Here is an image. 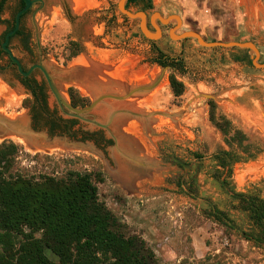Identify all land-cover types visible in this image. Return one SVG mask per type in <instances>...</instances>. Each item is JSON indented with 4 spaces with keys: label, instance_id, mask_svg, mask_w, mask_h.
<instances>
[{
    "label": "rangeland",
    "instance_id": "1",
    "mask_svg": "<svg viewBox=\"0 0 264 264\" xmlns=\"http://www.w3.org/2000/svg\"><path fill=\"white\" fill-rule=\"evenodd\" d=\"M35 1L24 24L37 45V64H45L65 102L70 104L72 89L92 104L105 93L123 96L140 85L156 83L148 93L134 94L124 102L106 101L90 115L101 123L116 110L161 115L145 121L118 116L111 126L118 145L113 140L112 146L101 145L102 156L61 147L48 153L30 152L6 139L0 145L12 142L20 147L16 168L48 174L69 169L101 172L104 181L96 183L100 201L131 234L147 243L159 264H264V238L254 236L251 213L230 192L232 188L264 201V70L253 66L249 51L206 49L193 39L169 37L175 29L174 35L195 32L207 42H251L264 63V0H151L150 10L143 2L128 5V10L147 16L159 13L181 19L179 27L175 21L163 26L159 39L145 38L139 23L119 12L120 0ZM18 4L19 0H9L2 18L10 20ZM73 43L81 52L70 58ZM158 51L182 60L185 73L152 65ZM13 52L23 56L18 49ZM82 58L89 66L103 69L104 75L97 79L83 72L79 76L72 68ZM171 76L185 87L180 98L172 93ZM37 77L45 80L41 72ZM47 93L50 112L73 120ZM211 102L218 120L226 117L248 138L242 146L232 143V151L245 162L233 165L230 188L216 178L223 171L216 157L231 150L210 122ZM28 106L25 92L11 89L0 77V116L26 115ZM73 130L78 131V139L80 131H102L81 121ZM104 137L111 140L105 132ZM46 255L56 260L49 251Z\"/></svg>",
    "mask_w": 264,
    "mask_h": 264
},
{
    "label": "trees",
    "instance_id": "2",
    "mask_svg": "<svg viewBox=\"0 0 264 264\" xmlns=\"http://www.w3.org/2000/svg\"><path fill=\"white\" fill-rule=\"evenodd\" d=\"M8 1H1L0 12ZM135 2L145 3L146 10L152 9L151 0H128L127 9ZM24 7L21 0L15 13ZM72 49L70 58L81 52L77 43H73ZM150 63L185 73L182 60L162 51H158ZM169 82L174 97H182L185 91L183 83L175 76H171ZM38 89V97L43 102L33 114L35 130H45L52 137L63 136L69 127L73 129L79 124L77 120L65 121L51 113L44 84H38ZM69 93L72 107L88 105V99L80 97L75 90ZM211 104L210 122L221 132L231 150L216 157L218 166L223 169L217 172L216 178L224 187L230 188L233 165L245 162L232 151V143L242 146L248 138L226 117L220 116L218 120L216 106ZM103 137L99 131L80 142L94 141L101 146ZM74 141L79 140L74 138ZM105 144L112 146L113 141ZM20 151V147L12 142L0 145V264H159L147 243L131 234L100 201L96 183L104 181L101 172L69 169L61 174H48L20 170L16 168ZM249 158L254 159L255 156L249 155ZM230 192L233 199L245 203L246 210L251 213L254 236L264 238V201L236 193L232 188ZM47 251L56 260L50 259Z\"/></svg>",
    "mask_w": 264,
    "mask_h": 264
},
{
    "label": "water",
    "instance_id": "3",
    "mask_svg": "<svg viewBox=\"0 0 264 264\" xmlns=\"http://www.w3.org/2000/svg\"><path fill=\"white\" fill-rule=\"evenodd\" d=\"M23 1L25 4V7L16 15L15 30L11 32L10 34H8L6 43L4 44L5 50H7L6 45L9 41V38L13 36L20 27L21 17L25 15L36 3L35 0H23ZM127 3H128V0L119 1V4H118L119 12L124 17L132 21H137L139 23V28H140L141 33L147 39H159L162 37V30H161L160 25L157 22H159L162 26H168L172 21L176 22L177 27L181 25V19L178 16L163 17L159 13H154L153 15L150 16V18H148L147 14L144 12H132L128 10L126 8ZM149 24L154 31H151L149 29ZM173 33H175V29H172L169 32L170 39H174ZM176 39H179V40L193 39L201 47L206 48V49H220L221 48V49H239V50L249 51L252 55L253 66L264 70V63H260L261 54L257 46L251 42H244V43L207 42L198 33H195V32H185L180 35H176ZM10 57L12 61L18 65L20 73L24 75L25 77H28L29 75H31L35 70H39L43 74L45 81L47 82V85L49 87V90L51 94L53 95V97L55 98L62 113H64L67 117L71 119L84 122L93 128H97L99 130L104 131L109 136V138H111V140L115 142L116 145H118V140L116 139L114 133L112 132L111 126L113 124V121L118 116L128 114V115H132L139 121H143V120L145 121L151 117H154L155 115H161V114L144 115L143 113H135L133 111H128V110H116V111H112L109 114L106 122L101 123L97 121L94 116L92 117L90 115L91 112L96 110L100 104L106 101L124 102L134 94H141L144 92L148 93L149 91H151V89H153L156 83L150 86L136 87L132 91L126 92V94L123 96H118V95H114L111 93H105L95 98L89 107L85 109H77V108L72 107L70 104H68L67 102L63 100V98L61 97V95L59 94L57 90L53 76L49 73L48 69L43 63L32 66L28 73H24L21 69L19 62L11 54H10ZM163 70H166V69H163ZM202 97L210 99V100H216V97L211 96V95H202ZM90 116L93 119H89ZM20 119L25 120L27 122L25 127L24 126L21 127L22 121ZM20 119L18 120L16 118L15 120L12 121V120H9L8 118H4L0 116V123L4 125L6 129H8L10 133L9 135H12L13 137L20 138L26 141L29 144V146L32 147L34 152L48 153L52 150H55L61 147L65 150L90 152V153H94L96 155L102 156L94 143L74 141L66 135L52 137L47 131L35 130L32 125V120H31V117L29 116V113H27L26 115H22ZM27 127L29 128V133H25V130H23V128H27ZM175 162L184 168H190V166L184 164L182 161L178 159H175ZM113 176L117 177L118 173L117 175L113 174Z\"/></svg>",
    "mask_w": 264,
    "mask_h": 264
},
{
    "label": "flooded vegetation",
    "instance_id": "4",
    "mask_svg": "<svg viewBox=\"0 0 264 264\" xmlns=\"http://www.w3.org/2000/svg\"><path fill=\"white\" fill-rule=\"evenodd\" d=\"M1 1L2 0H0V3ZM20 5H21V0H19L18 7L16 9L20 8ZM31 9L25 15L21 17L20 27L18 31L9 38V41L6 45V49L8 51L5 50L4 44L6 43L8 34H10L11 32L15 30V18H16L17 13H14L10 20L8 19L6 20L2 18L4 8L2 9V12H0V27H2V31L0 32V77L8 83L11 89L17 88L25 92L29 100V106H28L29 116L31 117L32 125L35 128V124L33 122V114H34V111H36V109H38L39 106H42V102H43L42 99L38 97V94H39L38 84H44L46 88L45 95H46L47 103H48V96H49L47 93V90H49V87L47 85V82L44 79H42V82L38 80L37 76H38V73L40 72L39 70H35L31 75H29L28 77H25L24 75L20 73L18 65L14 63L10 57V54H11L19 62L21 69L24 73H28L30 68L34 65H37L38 63L35 60V54H36L35 49L37 48V45L36 43H34L32 32L28 30L26 25L24 24V19L30 13ZM148 16H149L148 18H150V15ZM157 23L160 25L162 29L165 28L159 22ZM149 28H151L150 24H149ZM14 42H17L16 46H13ZM15 49L20 50L23 56L22 57L16 56L13 52ZM90 104L86 105L85 107H82V109L86 108ZM70 105H71V100H70ZM89 119H92V118L89 117ZM101 132L103 133V136H104V132L103 131ZM63 133H64L63 135L68 136L72 140H74L75 138L76 140H79V141H82L83 138H90L92 134H94V133L91 134V133H85V132L80 131L79 134H81V138L78 139L77 138L78 131H74L70 127L66 130V132H63ZM103 141H104L103 145H106L105 143L111 140L103 137ZM88 142H92L95 144L94 141H88ZM95 146L99 149L101 148V146H97L96 144Z\"/></svg>",
    "mask_w": 264,
    "mask_h": 264
},
{
    "label": "bare ground",
    "instance_id": "5",
    "mask_svg": "<svg viewBox=\"0 0 264 264\" xmlns=\"http://www.w3.org/2000/svg\"><path fill=\"white\" fill-rule=\"evenodd\" d=\"M173 38L174 39H176V36L174 35V33H173ZM45 65V64H44ZM74 66L75 67H73L72 68V70L74 71V72H76L79 76H82V74H83V72L86 74V75H89V76H94L95 78L97 77V79L98 78H101L104 74H103V72H102V70L103 69H100V67L99 66H89L88 64H87V61L85 60V59H79L78 60V62H76V64H74ZM47 68V67H46ZM106 69V68H105ZM84 74V75H85ZM74 75V74H73ZM108 75V74H107ZM75 76H77V75H75ZM113 76V75H112ZM117 77L118 78H120V79H122L123 78V76L122 75H117ZM94 78V79H95ZM123 80V79H122ZM95 84H98V82H97V80L94 82ZM95 84H94V86H95ZM120 84V83H119ZM85 85V84H84ZM121 85V84H120ZM138 85V84H137ZM93 86V87H94ZM98 86H100L99 84L96 86V88L97 89H100V87H98ZM139 86V85H138ZM141 86V85H140ZM85 87L87 88V84L85 85ZM104 87V86H103ZM105 87H106V85H105ZM108 88V87H107ZM89 89V86H88V88H87V90ZM101 89H102V87H101ZM84 91V90H83ZM89 91V90H88ZM87 91V92H88ZM90 92V91H89ZM130 92V91H129ZM93 96H94V94H93ZM139 97V96H138ZM94 98V97H93ZM133 100V99H132ZM134 102V101H133ZM137 102V101H136ZM140 102V101H139ZM126 103V102H125ZM132 104V103H131ZM130 104V105H131ZM105 106H107V105H105ZM136 106V105H135ZM139 106V105H138ZM133 107V106H132ZM142 107V106H141ZM108 109H109V107H107ZM136 108H138V107H136ZM138 109H140V108H138ZM110 110V109H109ZM106 112V111H105ZM108 113V112H107ZM20 117L21 116H13V117H11L9 120H15L16 118L19 120L20 119ZM9 118V117H8ZM21 121H22V123H21V127L22 126H26V121L25 120H22V119H20ZM23 130H25V133H29V128L27 127V128H23ZM116 133V132H115ZM10 133H9V131H8V129H6L5 128V126L4 125H2L1 123H0V142H2L3 140H5V139H9V140H13V141H16V142H18V143H20V144H22L23 146H25L26 147V149L28 150V151H30V152H34L33 151V149H32V147H30L29 146V144L26 142V141H24V140H22V139H20V138H16V137H13L12 135H9ZM118 142H119V140H118Z\"/></svg>",
    "mask_w": 264,
    "mask_h": 264
},
{
    "label": "crops",
    "instance_id": "6",
    "mask_svg": "<svg viewBox=\"0 0 264 264\" xmlns=\"http://www.w3.org/2000/svg\"><path fill=\"white\" fill-rule=\"evenodd\" d=\"M176 36V35H175Z\"/></svg>",
    "mask_w": 264,
    "mask_h": 264
}]
</instances>
